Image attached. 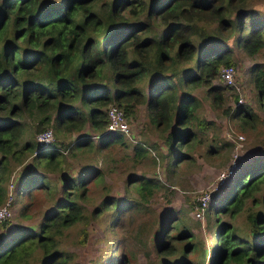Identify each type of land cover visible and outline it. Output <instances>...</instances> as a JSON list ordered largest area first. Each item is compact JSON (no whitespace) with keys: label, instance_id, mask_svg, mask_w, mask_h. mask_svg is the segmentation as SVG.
<instances>
[{"label":"trees","instance_id":"obj_1","mask_svg":"<svg viewBox=\"0 0 264 264\" xmlns=\"http://www.w3.org/2000/svg\"><path fill=\"white\" fill-rule=\"evenodd\" d=\"M245 2L0 0V205L6 200L4 181L12 163H22L31 156L39 167L57 169L61 166V146H67L52 141L41 146L37 141L23 140L20 117L24 111L33 114L36 109L41 115L35 131L52 121L56 131H74L80 130L87 119L93 128H103L107 122L103 105L109 101L116 102L125 116L134 105L144 103L148 122L166 132L170 164L176 166L183 161L186 153L182 150L190 147L195 136L193 122L199 126L212 123L196 118L199 100L194 89L205 87V97L214 103L223 100L224 87L213 83L220 67L231 59L230 47L222 40L232 31L237 32V44L249 55L264 45V18L255 16L254 9ZM252 72L254 85L264 100V65H254ZM146 76H157L147 92L139 86ZM59 104L62 107L55 118H50L46 111ZM230 108L225 112L229 113ZM232 114L243 123L257 118L244 105L235 107ZM103 129L95 145L99 148L124 135ZM86 144H91L88 137L72 141L78 149ZM143 150L136 145V151ZM81 173L60 178L58 189V183L53 185L41 169L29 165L23 170L22 188L29 192L46 189L49 194L57 189L60 195L45 212L37 231L13 230L9 238H0V264H26L38 259L37 250L40 264H68L69 256L58 249L56 235L84 217L80 199L87 189L88 176L100 172L86 166ZM135 180V190L143 200L160 186L151 177ZM129 205L116 207V211ZM215 212L244 213L246 232L240 234L230 223L218 221L212 255L207 254L205 245L194 241L178 250L175 241L195 235L180 227L175 213H167L156 243L157 254L168 258H162L161 264H264L263 158L242 166ZM5 226L0 222V228ZM193 252H198L200 261L186 257ZM127 262L122 256L119 264Z\"/></svg>","mask_w":264,"mask_h":264},{"label":"rangeland","instance_id":"obj_2","mask_svg":"<svg viewBox=\"0 0 264 264\" xmlns=\"http://www.w3.org/2000/svg\"><path fill=\"white\" fill-rule=\"evenodd\" d=\"M245 4L254 9L255 16L264 18V0H246ZM236 33L232 31L227 39L222 40L230 47L231 59L226 65L233 66V83H227L222 78L220 73L225 66L222 65L219 76L213 81L224 87L222 101L214 103L211 98H206L205 87L194 89L193 94L199 100L194 112L196 118H204L212 123L199 126L196 121L193 122L195 136L190 147L183 148L186 157L176 166L170 164L166 132L162 128L154 129L148 122L144 103H137L127 113L130 133L120 135L116 141L111 139L103 148L95 145L100 142L106 124L103 128L95 129L87 119L80 130L56 131L52 125L55 121L51 120L46 127L35 131V124L41 115L36 109L33 114L24 111L20 117L24 127L23 140L36 142L38 132L51 129L52 143L67 146H61V166L57 169L39 167L31 156L22 163L11 161L12 170L7 181H4L7 189L4 203L10 201L11 212L0 220L6 224L0 228V238H9L13 230L37 231L45 212L60 195L57 189L49 194L46 189L29 192L22 188L23 170L29 165L41 169L53 181V185L64 176L84 173L86 166L100 172L94 177L88 176L87 189L80 199L84 217L56 235L58 249L69 256L68 264H110L112 261L119 264L122 256L128 261L124 264H161L162 258H168L157 254L156 243L160 239L163 216L170 212L177 215L180 227L195 235L175 241L178 250L186 242L194 241L200 246L205 245L207 254L212 255L218 221L230 223L240 234L246 232L248 225L244 213L229 215L215 212L216 205L228 194L230 184L242 166L249 165L256 158L264 159V100L254 85L252 72L254 65H264V45L249 55L237 44ZM196 44H200L198 39ZM155 77L146 76L139 86L147 92ZM75 103L80 104L79 101ZM62 104L46 111L51 114L50 118H55ZM115 104L109 101L103 105L105 120L106 108ZM238 105L248 107L257 114V118L243 123L232 114ZM227 107H231L229 113L225 112ZM82 109L86 110L84 106ZM238 134L244 136L240 142L236 140ZM79 137H88L91 144L82 145L79 149L73 147L72 141ZM136 145L145 150L136 151ZM229 168L233 169L231 173L228 172ZM140 176L151 177L160 183L147 200L141 199L135 190L138 183L135 178ZM203 193L210 194V201L198 217L195 207ZM127 203L132 205L116 211V207ZM40 256L38 250L35 251V259ZM186 257L201 260L198 252ZM38 259L26 264H40Z\"/></svg>","mask_w":264,"mask_h":264},{"label":"built area","instance_id":"obj_3","mask_svg":"<svg viewBox=\"0 0 264 264\" xmlns=\"http://www.w3.org/2000/svg\"><path fill=\"white\" fill-rule=\"evenodd\" d=\"M233 66L232 65H225L221 70L222 78L227 82L232 84L233 83ZM106 117L107 122L105 126V132H119L122 134H129L130 133V124L125 116L124 111L117 107V106H109L106 108ZM244 139V136L241 134L236 135V140L241 141ZM53 140V132L51 129H44L37 133L36 141L39 145L45 146L51 143ZM229 173L232 172V168L228 169ZM210 201V194L203 193L197 199V206L196 208V216L200 217L202 212L206 208ZM11 212L10 208V201L3 203L0 205V220L6 218Z\"/></svg>","mask_w":264,"mask_h":264}]
</instances>
